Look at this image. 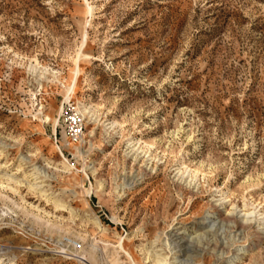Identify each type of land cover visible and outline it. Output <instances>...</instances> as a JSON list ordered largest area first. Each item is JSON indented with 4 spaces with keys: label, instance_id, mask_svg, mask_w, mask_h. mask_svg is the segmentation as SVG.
<instances>
[{
    "label": "rangeland",
    "instance_id": "obj_1",
    "mask_svg": "<svg viewBox=\"0 0 264 264\" xmlns=\"http://www.w3.org/2000/svg\"><path fill=\"white\" fill-rule=\"evenodd\" d=\"M0 151L78 211L10 183L0 264H264V0H0Z\"/></svg>",
    "mask_w": 264,
    "mask_h": 264
},
{
    "label": "bare ground",
    "instance_id": "obj_2",
    "mask_svg": "<svg viewBox=\"0 0 264 264\" xmlns=\"http://www.w3.org/2000/svg\"><path fill=\"white\" fill-rule=\"evenodd\" d=\"M84 1L87 3V0H84ZM94 10L95 9L93 6L88 5L87 14L89 17L93 16ZM82 56H83L82 53H78L77 57L73 60L74 65H75V68H74L75 78H74V80H72L70 90H68V92L70 94L73 93V90L75 88V83L77 81V76L79 74V61H80ZM37 66H38V64L31 65L30 68L34 72L38 69ZM44 73H46V72H44ZM79 110H80V113L82 115H84V114L89 115V114L95 113L97 111V109L94 108V106H92V105H88V106L87 105H81L79 107ZM106 127H107L106 131L115 130L116 128H122L121 125L116 121L109 122L106 125ZM134 146H138L137 150L148 149V147H150L147 143L140 142V141H135ZM2 154H3V151H0V155H2ZM21 161H25L24 158H22ZM61 166H63V171L69 173V175H72L71 166L68 164L66 159H64V161L61 163ZM54 170L59 171L56 168ZM90 170H91L92 174H95V170L93 167H91ZM18 172H20V173L22 172V174H23L22 179H20L19 177L16 176ZM186 172H187V174L189 172H191V174H193L195 177L199 173L198 170H192L191 171L190 169L185 167V172H183V174ZM17 173L8 174V172H6V171L2 172V175L0 176V190H2V191L3 190H9L13 194H17L16 186H15V188L10 187V183H12V184L14 183L15 185H17V188H18V186H21L22 183H24V184H26V186L29 189L39 191L41 197L50 196L49 198L46 199V202H52L54 207H55L56 212H66V213H69L72 217H76V215L78 214L77 213L78 211L76 212L72 208H69L61 199L57 198L58 195L54 196V193L47 194L49 189L45 190L44 188H45V183L47 182V180L49 178V175L45 172V170L43 168L33 166L31 170L25 172L21 169V166H19L17 169ZM102 186H103L102 183L98 182L97 189H101ZM117 189H120V191H123V188H121L119 186L117 187ZM263 215H264L263 213L260 214V216H263ZM85 216H87L89 218V219L88 218L87 219L90 220L91 224L94 227H96L98 230H101V231L103 230L102 223L100 222V220L95 215H93L91 212H88ZM54 218H55V220L57 219V217H54ZM175 235H176V233H175ZM125 241L127 242L128 240H126L125 238L118 237V246L121 247L122 250L125 247L124 246ZM169 244H168V239H166L160 250H155V248H157L158 246H152L151 244L148 247L146 246L144 249L141 248L142 250H140V251H145L144 253H146V257L143 258V262H141L140 264H187L185 262V259L180 258L181 255L178 254L180 251L176 250L175 247H172ZM127 254L131 258L130 254L129 253H127ZM232 263L234 264L235 262H232Z\"/></svg>",
    "mask_w": 264,
    "mask_h": 264
},
{
    "label": "built area",
    "instance_id": "obj_3",
    "mask_svg": "<svg viewBox=\"0 0 264 264\" xmlns=\"http://www.w3.org/2000/svg\"><path fill=\"white\" fill-rule=\"evenodd\" d=\"M71 122V134L74 138L78 139L80 137H82V129L80 126V120L78 119H74V117L71 116V118L69 119Z\"/></svg>",
    "mask_w": 264,
    "mask_h": 264
}]
</instances>
